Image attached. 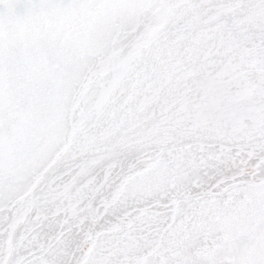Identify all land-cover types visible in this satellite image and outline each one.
I'll return each instance as SVG.
<instances>
[{
    "label": "snow or ice",
    "instance_id": "obj_1",
    "mask_svg": "<svg viewBox=\"0 0 264 264\" xmlns=\"http://www.w3.org/2000/svg\"><path fill=\"white\" fill-rule=\"evenodd\" d=\"M0 264H264V0H0Z\"/></svg>",
    "mask_w": 264,
    "mask_h": 264
}]
</instances>
